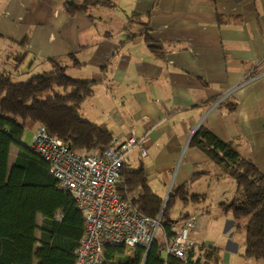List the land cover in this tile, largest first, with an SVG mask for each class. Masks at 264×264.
<instances>
[{
	"label": "crops",
	"instance_id": "obj_1",
	"mask_svg": "<svg viewBox=\"0 0 264 264\" xmlns=\"http://www.w3.org/2000/svg\"><path fill=\"white\" fill-rule=\"evenodd\" d=\"M82 1L0 0V75L26 81L52 72L54 60L72 78L94 82L82 116L115 139L124 140L132 130L143 139L147 156L139 154L126 165L129 170L143 166L160 198L186 186L189 194L205 198L177 201L206 204L203 190L229 176L190 146L201 126L235 142L241 156L264 173V0H113L111 7L67 12V3ZM133 14L149 23L158 53L142 36L129 38L140 31L138 25L124 31ZM18 151L11 147L10 169ZM236 194L217 203L229 204ZM42 221L38 215L39 228ZM162 231L156 237L160 245L168 239ZM196 233L191 235L194 243L219 248L221 256L220 247Z\"/></svg>",
	"mask_w": 264,
	"mask_h": 264
},
{
	"label": "trees",
	"instance_id": "obj_2",
	"mask_svg": "<svg viewBox=\"0 0 264 264\" xmlns=\"http://www.w3.org/2000/svg\"><path fill=\"white\" fill-rule=\"evenodd\" d=\"M218 1L239 4L244 0ZM112 5L113 0H83L78 4L67 3L65 7L70 15H75ZM133 25H138L140 31L129 34V38L142 36L158 53L152 47L149 23L133 14L124 31H130ZM71 59L78 65L74 57ZM51 64L52 72L20 83H14L7 74L0 75V264H75V253L84 232V216L72 195L58 187L47 162L22 143L27 125L45 127L53 137L66 141L75 152L86 156L102 151L114 139L111 131L87 121L81 114L85 101L94 95V82L72 78L61 62L52 60ZM12 146L19 151L10 169ZM190 146L206 153L235 180L236 197L231 203L222 204V208L232 212L237 231L245 233L244 257L264 260V173L253 161L241 156L235 142L219 139L204 126L195 132ZM187 189L179 188L167 199L161 224L168 239L176 199L199 203L205 198L189 194ZM116 191L121 196L139 192L133 205L148 217L160 216L164 200L152 191L143 166L129 170L126 165ZM38 215L43 218L40 228ZM37 231L41 233L40 239L36 238ZM163 251L164 246L157 240L149 248H136L132 257H128L125 247H107L105 264H182L172 257L164 258ZM188 264H222L220 250L201 244L191 251Z\"/></svg>",
	"mask_w": 264,
	"mask_h": 264
},
{
	"label": "built area",
	"instance_id": "obj_3",
	"mask_svg": "<svg viewBox=\"0 0 264 264\" xmlns=\"http://www.w3.org/2000/svg\"><path fill=\"white\" fill-rule=\"evenodd\" d=\"M228 94L220 99L222 103ZM32 150L44 159L61 190L69 192L84 216V232L75 253V264H105L107 247L149 248L161 230L162 213L157 219L139 211L133 201L139 195L121 196L116 185L134 150L147 156L143 139L134 130L124 140L113 139L102 151L89 156L75 152L69 143L53 137L45 127L36 129ZM62 216H58L61 220ZM198 218L189 216L170 225L164 252L182 264L189 263L191 240ZM168 264V263H167Z\"/></svg>",
	"mask_w": 264,
	"mask_h": 264
},
{
	"label": "rangeland",
	"instance_id": "obj_4",
	"mask_svg": "<svg viewBox=\"0 0 264 264\" xmlns=\"http://www.w3.org/2000/svg\"><path fill=\"white\" fill-rule=\"evenodd\" d=\"M21 69L24 70V72H27V65H23ZM12 81L14 83H20L25 80L12 78ZM36 129L37 128L33 123L27 125L22 139L24 145L30 147L33 145ZM93 154H96V152ZM138 157V150H134L130 154L129 161ZM169 189L170 188L167 187L166 191H169ZM196 190L197 188H194L193 192ZM203 191L204 192L202 193H205L209 197L206 204L194 206L191 204H183L176 200L171 209V219L176 221L180 216L187 214L197 217L198 231H196V237H202L205 235V238H202L203 240L201 241L220 247L223 264H264V260L262 259L242 257L245 245V233L243 230L239 232L237 231L232 212H225L222 208V204L217 203L227 202L234 193H237L235 180L230 176H227V178L224 181H221L220 184H217V181H215L210 188H206ZM162 198L164 199V202H166L167 195L163 193ZM166 205L167 202L166 204H163V211L165 210ZM38 222H41L40 218ZM159 232V235L162 236V227ZM165 242L162 244L163 246H165ZM232 242L234 243L233 247L231 246L233 245ZM227 243H230L231 248H227ZM134 252V250H127L128 257H132Z\"/></svg>",
	"mask_w": 264,
	"mask_h": 264
},
{
	"label": "water",
	"instance_id": "obj_5",
	"mask_svg": "<svg viewBox=\"0 0 264 264\" xmlns=\"http://www.w3.org/2000/svg\"><path fill=\"white\" fill-rule=\"evenodd\" d=\"M164 204H166V202H164ZM162 212H163V210H162Z\"/></svg>",
	"mask_w": 264,
	"mask_h": 264
}]
</instances>
